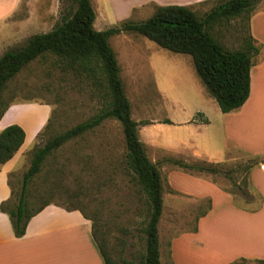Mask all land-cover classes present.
<instances>
[{"label": "rangeland", "instance_id": "1", "mask_svg": "<svg viewBox=\"0 0 264 264\" xmlns=\"http://www.w3.org/2000/svg\"><path fill=\"white\" fill-rule=\"evenodd\" d=\"M190 1L92 0L97 12L95 27L106 30L125 19L140 21L153 14L156 4H188ZM203 1L192 4L200 15L215 2ZM71 5V0H0V40L4 32L10 36L16 32L11 29L14 22L8 20L7 11H12V19L23 21L28 26L26 33L12 37L9 48L12 49L24 45L32 35L52 29ZM20 22L18 26H22ZM248 27L246 18H238L217 28V37L227 49H238L248 33ZM110 42L121 66L133 117L139 122L140 139L146 144L149 156L152 159L156 157L166 187L164 211L159 223L161 261L162 264H173L169 258L168 240L173 235L192 229L196 217L206 210L208 203L206 199L199 202L170 189L166 173L170 169L182 168L166 159L180 158L189 163L205 160L194 157L195 125L209 126L198 134L197 142H208L211 152L216 154L222 145V111L198 76L191 55L175 53L133 32L114 35ZM48 66L49 63L44 61H33L11 79L5 91V99L15 103L12 109H23L16 116L27 125L34 137L22 153L11 178L17 195L21 191L23 175L31 164L33 147L43 145L48 137L43 134L36 138L45 114L37 111L35 115L26 107L37 110L45 105L42 102L50 103L55 114L52 134L86 121L101 107L86 80L64 76L58 69L49 70ZM200 113L206 115L205 123H191ZM154 119L159 121L146 124ZM166 119L171 123L165 122ZM125 152L122 125L115 119H107L94 130L55 150L29 185L32 207L54 200L67 206L82 207L89 215L99 212L114 264L135 259L145 249L146 200L133 174L125 167ZM239 156L219 165L213 173L184 171L207 177L236 194L237 203L254 208L260 200H248L241 194V189L256 192L250 185V179L248 181L252 161ZM183 243L185 248L180 246ZM190 245L187 239L185 242L177 241L176 264H192L190 257L197 256V253L189 250Z\"/></svg>", "mask_w": 264, "mask_h": 264}, {"label": "trees", "instance_id": "2", "mask_svg": "<svg viewBox=\"0 0 264 264\" xmlns=\"http://www.w3.org/2000/svg\"><path fill=\"white\" fill-rule=\"evenodd\" d=\"M258 2L215 0L214 5L202 15L193 5L156 4L153 14L147 19H125L106 30H98L95 27L97 12L92 0H71V7L51 30L34 34L24 45L7 50L0 57V119L13 104L5 99L9 82L35 60L49 63V70L58 69L64 76L86 80L101 104L98 112L86 121L58 134H52L55 114L51 111L47 123L36 136L40 138L46 134L48 137L43 145H36L32 149L31 164L23 175L20 194L17 195L13 188L12 172L9 179L11 195L0 203V211L9 216L15 236L23 237L30 220L54 202L68 211L79 210L91 221L92 238L100 254L106 264H114L99 212L89 215L82 207L67 206L54 200L32 207L29 185L55 150L94 130L105 120L115 119L123 128L125 167L133 174L146 200L143 227L145 249L135 259L123 260V264H162L159 223L164 211L163 177L160 167L149 158L146 146L140 139L139 122L133 117L132 104L121 76V66L110 38L123 32H133L175 53L191 55L206 90L217 101L220 110L228 113L242 107L250 96L251 68L260 49L250 32L249 24ZM238 18H246L248 33L240 48L230 50L218 39L217 28ZM42 103L50 105L49 102ZM165 122L171 123L169 119ZM25 138V129L16 123L0 132V167L18 153ZM166 161L190 173H213L219 166L205 160L189 163L180 158L168 157ZM249 262L264 264V260L260 259H241L233 264Z\"/></svg>", "mask_w": 264, "mask_h": 264}, {"label": "crops", "instance_id": "3", "mask_svg": "<svg viewBox=\"0 0 264 264\" xmlns=\"http://www.w3.org/2000/svg\"><path fill=\"white\" fill-rule=\"evenodd\" d=\"M200 1L203 0L187 3L192 5ZM7 12L8 20L14 22L11 29L18 33L15 32L11 36L3 33L0 40V57L10 48L12 37L26 33L28 27L23 21L12 19V11ZM18 22L22 26H18ZM249 25L260 49L251 68L250 96L239 109L228 113L221 112L222 145L216 154L211 152L208 142H197L198 134L209 126L195 125L194 157L205 158L207 162L219 165L241 157L239 155L252 161L248 181L250 179V185L256 192L241 189V194L248 200L259 199V205L247 208L236 202V194L207 177L190 174L182 169H170L165 177L170 189L199 202L206 199L209 204L210 201V208L207 209V204V211L196 217L192 229L173 235L168 240L169 258L173 264H176L175 245L179 240L185 242V239L191 243L189 250L197 253V256L190 257L192 264H233L241 259L264 260V0H259ZM14 104L10 105L0 119V132L16 123L25 129L26 138L18 153L0 167V203L10 197V174L16 170L22 153L33 142V135H30L27 125L16 116L23 109L14 111ZM26 108H30L35 115L37 111L45 114L38 127L41 131L50 117L52 107L45 104L37 110ZM206 119V115L200 113L191 123L204 124ZM156 121L159 120H150L146 124ZM149 158L156 163V157ZM159 239L161 253L160 234ZM180 246L185 248L184 243ZM0 264L106 263L92 238L91 221L79 210L68 211L53 202L30 220L23 237L15 236L9 216L0 211Z\"/></svg>", "mask_w": 264, "mask_h": 264}]
</instances>
